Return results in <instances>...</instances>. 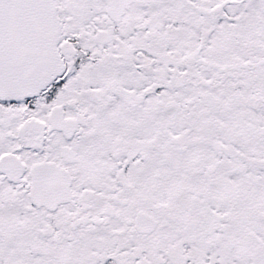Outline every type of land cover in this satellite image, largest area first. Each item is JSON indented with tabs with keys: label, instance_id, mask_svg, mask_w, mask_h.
Masks as SVG:
<instances>
[{
	"label": "snow or ice",
	"instance_id": "6c2138e0",
	"mask_svg": "<svg viewBox=\"0 0 264 264\" xmlns=\"http://www.w3.org/2000/svg\"><path fill=\"white\" fill-rule=\"evenodd\" d=\"M0 264H264V0H0Z\"/></svg>",
	"mask_w": 264,
	"mask_h": 264
}]
</instances>
